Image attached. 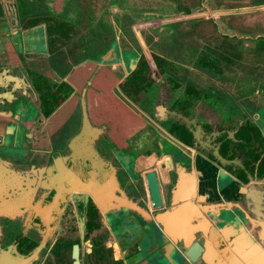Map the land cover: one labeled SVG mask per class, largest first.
I'll return each instance as SVG.
<instances>
[{"label": "flooded vegetation", "instance_id": "af4514ba", "mask_svg": "<svg viewBox=\"0 0 264 264\" xmlns=\"http://www.w3.org/2000/svg\"><path fill=\"white\" fill-rule=\"evenodd\" d=\"M251 2L0 0V39L13 68L0 109L28 111L0 134V169L9 175L0 180V257L9 264H123L114 260L122 236L136 243L144 230L111 220L74 190H92L93 174L104 184L112 169L118 192L153 216L164 207H152L145 176L156 173L164 203L160 175L137 169L158 158L166 169L168 150L189 168L201 160L240 183L254 178L264 191V12L261 5L259 15L239 10ZM83 112L95 138L77 142ZM125 113L140 133L155 127L161 146L130 157L119 141L123 126L105 123L122 122ZM59 171L74 184L55 198L44 183Z\"/></svg>", "mask_w": 264, "mask_h": 264}, {"label": "water", "instance_id": "95a60500", "mask_svg": "<svg viewBox=\"0 0 264 264\" xmlns=\"http://www.w3.org/2000/svg\"><path fill=\"white\" fill-rule=\"evenodd\" d=\"M0 114H5L4 109H0ZM125 115L129 117L128 113ZM54 118L53 114L51 119ZM94 134L83 112L81 131L76 141L85 142L88 136L95 138ZM194 142L191 139L193 147ZM174 156L175 161L172 162L171 157L165 155L166 169L161 167L158 170L164 203L156 173L149 172L145 176L152 207H164L153 216L118 192L112 169L107 173L104 184H97L93 174V182H88L92 190L74 191L89 194L96 207L112 214L111 220L120 216L142 228L151 239L145 258H152L147 264H264V191L259 182L251 178L246 185L239 186L241 183L230 175L218 176L216 186L221 194V199H218L212 191L203 189L202 172H196L199 181H186V167L178 161L176 154ZM188 171L191 172L189 168ZM170 172H173L174 179L170 180ZM137 173H140L139 169ZM70 183L74 184L71 174L59 171L46 178L44 188L56 191L55 198H58L66 192L71 193ZM230 195L235 197L229 198ZM0 264H9L6 255L0 257ZM74 264H78L77 260Z\"/></svg>", "mask_w": 264, "mask_h": 264}, {"label": "crops", "instance_id": "0c3cea01", "mask_svg": "<svg viewBox=\"0 0 264 264\" xmlns=\"http://www.w3.org/2000/svg\"><path fill=\"white\" fill-rule=\"evenodd\" d=\"M257 5H261V6H259L260 8ZM258 8L260 9V12H264V0H262V1L253 0V2H251V5L239 7V10L255 12L256 10H258ZM247 19H248L247 21L249 23H250V21H252V18L248 17ZM2 40L4 42L6 41L3 38H2ZM3 41H1V39H0V76H2V78L0 77V93L1 94H2L3 90L8 88V84L11 80L9 79V77H7V75L12 74V70H13L12 66H9V64H8L9 62H6V59L9 61V59H8L9 57H7L8 56L7 54H8V52H10V50H9V47H7V46L5 47V45L3 46ZM10 68L12 70H10ZM18 84H19L18 86H20L22 83L20 81H18ZM107 95H108V93H107ZM3 97H5V96H3ZM3 99L4 98H1V100H3ZM3 109H4V112H5V110H6V112H5V114H3L4 116L0 114V134L3 133L5 125L10 123L13 115H16L14 120L17 121L19 116L23 118L28 113V111H21V109H19V111H15V113L12 114L11 112H9L10 109H8L7 107H3ZM60 113H61V111H60ZM109 116L111 118L114 117V115L112 113H110ZM107 122H108L107 125L110 128H115L118 125L119 130H120V125L123 126L122 134L119 135V141H124V147L129 148L130 153H128V154L129 155L131 154L130 157H132V155H134V154L136 156L144 154V152H142V149H145V148H143V147L154 148L156 145L155 142H157V144H159V146H161L160 140L157 141L156 140L157 135L154 134L156 131L155 127H152L150 124L146 123L147 124V126H145L146 128L142 130L143 133H140L141 132V130H139L140 128L133 125V121H132L131 117H123V119H122L123 123L121 121L118 122L115 119H108L105 123H107ZM46 147H47V141H46ZM139 151H141V152H139ZM172 154H173V157H175L174 155L176 154L178 157V161H181V163H183L184 166L186 167L185 168V175H186L185 178L187 179L186 181H188L189 183L191 181H193V182L199 181L198 180V174L196 172L197 171L202 172L204 174L203 181L201 182V184L203 185V189L207 190L208 192L212 191L214 193L213 195L215 197H217L218 199H221V196H220L221 194L217 190L216 179L218 178V176L222 175L223 177H226L228 174H225V173L219 171L218 168H216L214 165L208 166L207 164L201 163V162H199L198 164H195V165H192L190 163V168H189L188 167L189 165L186 162V160H187L186 158H184V161H183V157H181L180 155H178V153L171 151V150H169L165 153V155H172ZM191 154H194V153L190 152V155ZM190 155H189V159H190ZM153 157H155V155H153ZM180 158H182V160ZM128 159H129V157H128ZM140 162L144 163L145 159L141 158ZM161 167H162V163L160 162V160L158 158L157 160H154L153 165H148V166L141 168L140 173H141V175H143V174H145L149 171L155 170V169L159 170ZM188 168L191 170V172L188 171ZM8 176L9 175L5 170L0 169V180L5 181L9 178ZM237 184L235 186H238ZM243 184L244 183H241L239 186H243ZM244 185H246V184H244ZM194 186H195V183H194ZM183 190H184V188H183ZM233 196L234 195H230L229 198H234L235 196L234 197ZM109 221H110V219H109ZM119 236H122V235H119ZM111 237H112L111 240H113V236H111ZM122 237H123V240L125 241V243H123L124 241L122 242L124 250L121 253L122 255L120 254L117 257H116V254L114 253V255H115L114 260L122 259L123 264H147V261L149 259H151L152 257H149L147 260L145 258V256L147 255V249L149 246V243L145 240V238L148 237V236H146V233L141 235V239H139L136 243H134V241H132L133 235H131V234H124V236H122ZM127 241L129 243L126 245ZM141 260H143V261L140 262Z\"/></svg>", "mask_w": 264, "mask_h": 264}, {"label": "rangeland", "instance_id": "374dc122", "mask_svg": "<svg viewBox=\"0 0 264 264\" xmlns=\"http://www.w3.org/2000/svg\"><path fill=\"white\" fill-rule=\"evenodd\" d=\"M254 13H257L256 15H259V12H254ZM145 240H146L147 242H150L151 239H150L149 237H146ZM145 257H147V256H145Z\"/></svg>", "mask_w": 264, "mask_h": 264}]
</instances>
